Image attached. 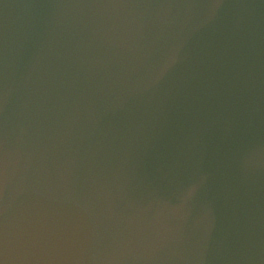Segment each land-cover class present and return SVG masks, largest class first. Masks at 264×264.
<instances>
[{"label": "water", "instance_id": "water-1", "mask_svg": "<svg viewBox=\"0 0 264 264\" xmlns=\"http://www.w3.org/2000/svg\"><path fill=\"white\" fill-rule=\"evenodd\" d=\"M0 264H264V0H0Z\"/></svg>", "mask_w": 264, "mask_h": 264}]
</instances>
